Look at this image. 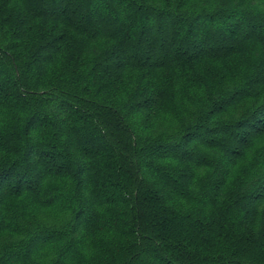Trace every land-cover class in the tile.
Returning a JSON list of instances; mask_svg holds the SVG:
<instances>
[{"label": "trees", "instance_id": "obj_1", "mask_svg": "<svg viewBox=\"0 0 264 264\" xmlns=\"http://www.w3.org/2000/svg\"><path fill=\"white\" fill-rule=\"evenodd\" d=\"M0 264H264V0H0Z\"/></svg>", "mask_w": 264, "mask_h": 264}]
</instances>
